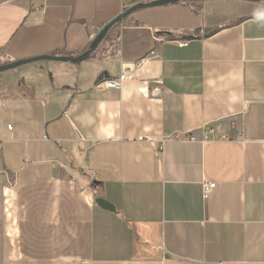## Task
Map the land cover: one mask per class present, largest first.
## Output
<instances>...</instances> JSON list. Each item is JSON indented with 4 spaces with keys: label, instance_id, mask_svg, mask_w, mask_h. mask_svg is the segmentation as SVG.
Instances as JSON below:
<instances>
[{
    "label": "crops",
    "instance_id": "1",
    "mask_svg": "<svg viewBox=\"0 0 264 264\" xmlns=\"http://www.w3.org/2000/svg\"><path fill=\"white\" fill-rule=\"evenodd\" d=\"M158 1L0 0V264H264V2Z\"/></svg>",
    "mask_w": 264,
    "mask_h": 264
},
{
    "label": "water",
    "instance_id": "2",
    "mask_svg": "<svg viewBox=\"0 0 264 264\" xmlns=\"http://www.w3.org/2000/svg\"><path fill=\"white\" fill-rule=\"evenodd\" d=\"M182 1H189V0H160L156 3H154L153 5L158 6V5H165L168 3L182 2ZM255 1L264 2V0H255ZM145 7H149V6L143 5V4H138V5L132 6V7L128 8L127 10H125L124 12H122L121 14H119L114 19H112L110 22H108L107 24H105L101 28H99L93 42L90 44V51L89 52L82 54L78 58H62L60 60L64 61V62H71V63H78V62L86 60L87 58H89L91 52L95 50V48L98 46L100 41L107 35V33L111 30L112 27L119 24L124 18H126L132 12L139 10V9H142V8H145ZM44 60H59V58L52 57V56H38V57H34V58H29V59H24V60L12 62V63L6 64V65L0 66V73H2L4 71L15 69V68L20 67V66L25 65V64L38 62V61H44ZM95 203L98 205V207H100L103 210L113 211L112 206L110 204H108L103 199H97L95 201Z\"/></svg>",
    "mask_w": 264,
    "mask_h": 264
},
{
    "label": "built area",
    "instance_id": "3",
    "mask_svg": "<svg viewBox=\"0 0 264 264\" xmlns=\"http://www.w3.org/2000/svg\"><path fill=\"white\" fill-rule=\"evenodd\" d=\"M93 35H90V40H92ZM178 47H185L187 46L186 41L176 42ZM128 73L126 71H121V73L111 80H107L104 82H100L96 85V88L100 89H114L119 90L121 88L122 83L125 81ZM8 130H11V126H8ZM201 137L198 139L192 132H173L169 135L161 137L159 140L161 143L164 142H172V143H193L197 141H206L208 138H211L214 141H226L227 137L224 134H220L216 131L214 126H208L206 128H202L200 131ZM147 139V138H146ZM149 139V138H148ZM141 140V139H140ZM1 150V144H0ZM214 183H204L202 184V198L206 199L210 191L214 188Z\"/></svg>",
    "mask_w": 264,
    "mask_h": 264
},
{
    "label": "rangeland",
    "instance_id": "4",
    "mask_svg": "<svg viewBox=\"0 0 264 264\" xmlns=\"http://www.w3.org/2000/svg\"><path fill=\"white\" fill-rule=\"evenodd\" d=\"M99 30V29H98ZM98 32V31H97ZM97 32L95 33V34H92L93 35V38H92V40H90V36H89V42H90V44L93 42V40H94V38H95V36H96V34H97ZM108 34V33H107ZM123 71H125V70H123ZM121 73V72H120ZM98 84V83H97ZM121 89V88H120ZM119 89V90H120ZM169 135V134H168ZM195 135V134H194ZM225 135V134H224ZM226 136V135H225ZM163 137V136H162ZM201 137V136H200ZM160 141V140H159Z\"/></svg>",
    "mask_w": 264,
    "mask_h": 264
}]
</instances>
